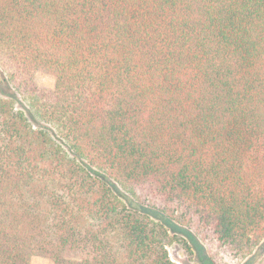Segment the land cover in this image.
<instances>
[{"label":"trees","instance_id":"1","mask_svg":"<svg viewBox=\"0 0 264 264\" xmlns=\"http://www.w3.org/2000/svg\"><path fill=\"white\" fill-rule=\"evenodd\" d=\"M0 55V264H248L264 0H0Z\"/></svg>","mask_w":264,"mask_h":264},{"label":"rangeland","instance_id":"2","mask_svg":"<svg viewBox=\"0 0 264 264\" xmlns=\"http://www.w3.org/2000/svg\"><path fill=\"white\" fill-rule=\"evenodd\" d=\"M1 58V55H0ZM36 82L44 88H52L55 84V77L48 71L38 70L35 73ZM13 93V89L5 77L1 67H0V95L3 97H9L10 94ZM18 99L14 101V105L16 108L22 109L27 105L26 101L17 96ZM31 122H33L31 120ZM42 125H45L44 122H41ZM56 135V134H55ZM54 137V136H53ZM122 191L125 189L121 188ZM172 242L167 246L169 256L179 264H201L197 254L194 250L189 247L186 239L180 234H171ZM203 243V242H202ZM226 262L221 264H242L246 259H238V258H225ZM248 264H264V239L262 243L255 248L252 255L247 259ZM30 264H54V262L44 255H32L30 257Z\"/></svg>","mask_w":264,"mask_h":264}]
</instances>
